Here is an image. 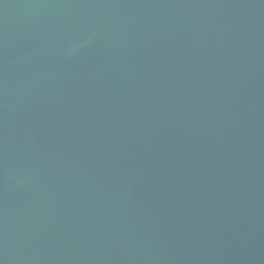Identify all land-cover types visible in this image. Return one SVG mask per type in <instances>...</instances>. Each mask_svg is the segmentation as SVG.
Returning a JSON list of instances; mask_svg holds the SVG:
<instances>
[{
  "label": "water",
  "instance_id": "95a60500",
  "mask_svg": "<svg viewBox=\"0 0 264 264\" xmlns=\"http://www.w3.org/2000/svg\"><path fill=\"white\" fill-rule=\"evenodd\" d=\"M0 264H264V0H0Z\"/></svg>",
  "mask_w": 264,
  "mask_h": 264
}]
</instances>
